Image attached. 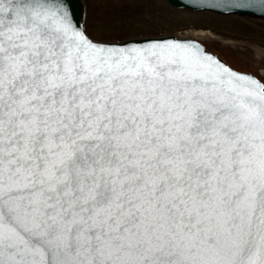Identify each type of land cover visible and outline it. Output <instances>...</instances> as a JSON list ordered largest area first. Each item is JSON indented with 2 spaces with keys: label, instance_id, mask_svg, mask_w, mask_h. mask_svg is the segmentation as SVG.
I'll list each match as a JSON object with an SVG mask.
<instances>
[{
  "label": "snow or ice",
  "instance_id": "1",
  "mask_svg": "<svg viewBox=\"0 0 264 264\" xmlns=\"http://www.w3.org/2000/svg\"><path fill=\"white\" fill-rule=\"evenodd\" d=\"M167 26L98 40L74 0H0V264H264V79Z\"/></svg>",
  "mask_w": 264,
  "mask_h": 264
},
{
  "label": "rangeland",
  "instance_id": "2",
  "mask_svg": "<svg viewBox=\"0 0 264 264\" xmlns=\"http://www.w3.org/2000/svg\"><path fill=\"white\" fill-rule=\"evenodd\" d=\"M83 3V23L95 39L118 41L130 35H144L132 30L131 24L134 18L147 14L167 23L160 35L183 31L188 36L195 30L210 31L211 36L200 38L208 50L223 57L234 68L251 71L264 79V19L261 17L174 8L166 0L145 5L98 6L90 0Z\"/></svg>",
  "mask_w": 264,
  "mask_h": 264
},
{
  "label": "water",
  "instance_id": "3",
  "mask_svg": "<svg viewBox=\"0 0 264 264\" xmlns=\"http://www.w3.org/2000/svg\"><path fill=\"white\" fill-rule=\"evenodd\" d=\"M166 2L174 7V8H185V9H189V10H194V11H205L204 9H196L195 7H189V6H186L188 0H166ZM74 4H75V10H76V13L77 15L80 17V19L82 20L83 22V15H84V3H83V0H74ZM206 11H212V12H215V13H219L221 14V11L220 10H206ZM243 15H250V16H255V17H261L258 13L257 14H251V13H246V14H243ZM161 35H167V36H170V37H176L178 39H182V40H188V41H192V42H195L199 45H201L203 48H205L207 51L215 54L216 56H218L215 52H212L210 50H208L206 48V46L198 39H195L193 37H188V36H180V35H176V34H161ZM95 39V38H94ZM99 40V39H98ZM105 41H115V40H105ZM220 59H222L223 61L226 62V60L221 57V56H218ZM227 63V62H226ZM228 64V63H227ZM229 65V64H228ZM231 66V65H229ZM233 69L237 70V71H240V72H246V73H251L255 76H257L255 73L251 72V71H247V70H239V69H236L234 68L233 66H231ZM259 77V76H257ZM260 78V77H259Z\"/></svg>",
  "mask_w": 264,
  "mask_h": 264
},
{
  "label": "bare ground",
  "instance_id": "4",
  "mask_svg": "<svg viewBox=\"0 0 264 264\" xmlns=\"http://www.w3.org/2000/svg\"><path fill=\"white\" fill-rule=\"evenodd\" d=\"M187 33V32H186ZM207 35H212V33L210 32V31H207V30H202V29H200V30H195V31H192V33H190V34H188V37H193V38H195V39H198V40H200V38L202 37V36H207ZM214 36V35H213Z\"/></svg>",
  "mask_w": 264,
  "mask_h": 264
},
{
  "label": "built area",
  "instance_id": "5",
  "mask_svg": "<svg viewBox=\"0 0 264 264\" xmlns=\"http://www.w3.org/2000/svg\"><path fill=\"white\" fill-rule=\"evenodd\" d=\"M161 34H167V32H162ZM176 35L186 36L187 33L186 32H183V31H178V32H176Z\"/></svg>",
  "mask_w": 264,
  "mask_h": 264
}]
</instances>
